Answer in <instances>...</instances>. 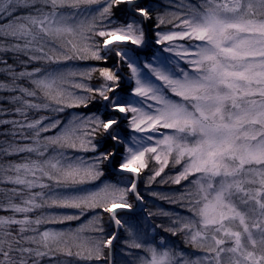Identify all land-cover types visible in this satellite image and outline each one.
I'll return each instance as SVG.
<instances>
[{
	"label": "snow or ice",
	"instance_id": "6c2138e0",
	"mask_svg": "<svg viewBox=\"0 0 264 264\" xmlns=\"http://www.w3.org/2000/svg\"><path fill=\"white\" fill-rule=\"evenodd\" d=\"M0 264H264V0H0Z\"/></svg>",
	"mask_w": 264,
	"mask_h": 264
},
{
	"label": "rangeland",
	"instance_id": "374dc122",
	"mask_svg": "<svg viewBox=\"0 0 264 264\" xmlns=\"http://www.w3.org/2000/svg\"><path fill=\"white\" fill-rule=\"evenodd\" d=\"M170 174V173H169ZM153 190H158L162 193H170L172 191V186H168V185H156V187ZM154 202L157 203V200H151L149 207L150 210H152L153 212L158 211L159 209H164V210H173L174 207L172 205H169L167 202L166 205L164 204H160V207L158 204L154 205ZM73 226H75V223L73 222Z\"/></svg>",
	"mask_w": 264,
	"mask_h": 264
},
{
	"label": "trees",
	"instance_id": "16d2710c",
	"mask_svg": "<svg viewBox=\"0 0 264 264\" xmlns=\"http://www.w3.org/2000/svg\"><path fill=\"white\" fill-rule=\"evenodd\" d=\"M171 174H172V173H170V175H171ZM174 187H175V186H172V189H173ZM152 201H153V200H152ZM156 204H158L159 207H160V204H164V205H166L167 203H166L165 201L157 200V203L154 202V205H156ZM173 207H175V206H173ZM155 223H157V224H160V223L167 224V220H166L165 218H163V217H159V216H157L156 219H155ZM175 239H176V242H177L178 244H180L181 247H183V245H182V238H175Z\"/></svg>",
	"mask_w": 264,
	"mask_h": 264
}]
</instances>
